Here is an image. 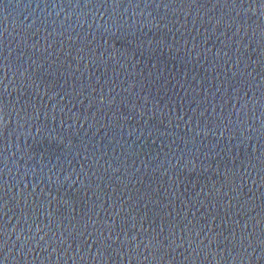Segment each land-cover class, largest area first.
<instances>
[{
    "label": "water",
    "instance_id": "water-1",
    "mask_svg": "<svg viewBox=\"0 0 264 264\" xmlns=\"http://www.w3.org/2000/svg\"><path fill=\"white\" fill-rule=\"evenodd\" d=\"M0 264H264V0H0Z\"/></svg>",
    "mask_w": 264,
    "mask_h": 264
}]
</instances>
